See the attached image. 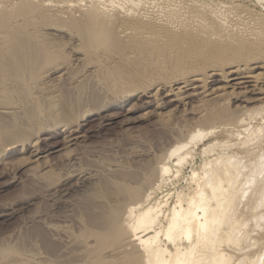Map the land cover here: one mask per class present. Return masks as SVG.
Returning a JSON list of instances; mask_svg holds the SVG:
<instances>
[{
	"label": "rangeland",
	"instance_id": "374dc122",
	"mask_svg": "<svg viewBox=\"0 0 264 264\" xmlns=\"http://www.w3.org/2000/svg\"><path fill=\"white\" fill-rule=\"evenodd\" d=\"M98 1L102 3H99L101 6L97 4ZM125 1H128L127 3L133 1V5H124L127 4ZM130 1H35L43 10L42 18L37 19L36 23L41 25L40 30L42 32H46L43 34L44 39H47V37L49 39L58 37V40L61 39L66 41V43L61 45L58 49L50 46V48H52L48 49V51L53 53L51 55L48 51L44 52L39 48L41 57L38 63L40 65L36 69L39 67V69H41L43 65H54L57 63L61 66V69L52 74L51 77L48 76L52 79L51 82L41 84L43 78L40 79V76H38L37 79L31 82V85L34 87H39L37 93L26 88H24V90H19L21 97L20 100L17 98L19 100L17 101L19 103L21 102L23 106L21 104L20 106L22 108L0 109V114H2V117H0V128H2V124L3 126H8L9 123L12 124L14 122H16V127L19 125V122L27 124L17 127V131H23V133L21 132L15 135V138L21 140L19 142L20 146H18L17 149L7 150L1 143L2 141L10 143L9 140L11 139L2 140L0 138V264H35L32 258L34 252H31L34 246L31 239V234L35 229L33 220L38 215L37 212L39 213L41 211L40 213H42L47 209V203L49 202V200H47V198L49 199L47 193L50 191H54L52 192L54 194L57 193L55 189L60 187L58 184L59 176L61 178V175L69 173L68 171H73L74 168L77 170L79 167H82L83 169L85 168L87 172L96 169L97 173L102 176L101 178L103 179L107 173H109V170L110 172H113V170L118 171V169L126 170L129 168L128 165H130V167L134 166L133 169L129 168L126 171H138L140 167L144 169L147 168L149 164L153 163L151 165L153 168L150 165L148 168L151 167L155 171L150 168V171L146 174L147 177H145L143 180L144 182L140 185L143 186V189L138 186V191L140 192L145 189L148 191L152 190V188L149 189L150 184L152 185L150 187H153L156 183L161 182L158 175L156 176V171L160 166L158 164H160L162 160L164 161L165 156L163 155H166L171 144L178 139H183L182 135L185 137L186 131L189 130L188 128L196 126L194 124L198 122L196 124H200V127L197 126V128L203 129L204 133L200 137L203 141L198 138L197 141L200 140L201 142L198 141V143H196L197 146L210 136L208 135L210 123H202L201 125V119L199 120L200 116L205 114L207 118L208 116L210 117V115H217L221 122H232V117L240 115L244 107L245 109L243 111H246L247 107L248 110L252 111L254 107L258 109L264 105V103L259 105L260 102L253 99L258 98L253 94L255 90L256 92L259 90L264 93V78H262L264 77V0H181V3L177 5L178 7L173 4L170 5L173 8L170 6L169 8L163 6L166 10L162 7L156 8L157 3L160 2H158V0H145L144 2L141 0L144 6H142L143 3L140 0H137L135 4V0ZM149 1L152 2L149 3ZM145 2H148L149 5ZM206 2H209L206 7L209 6L210 8L207 7V11H199L198 9L201 8L200 6ZM119 4L121 6L123 4V8L126 6L128 8L132 5V8L129 7L131 9L126 11H116L118 9L117 6H120ZM152 4L155 5V7H152ZM84 5L85 7H94L97 5L98 8H103L102 10L114 6L113 8L111 7L115 12H113L109 24L111 27L109 28L112 29L110 30L112 34L109 33L112 35L110 36V40L112 38L110 41L111 45L109 44L110 46L107 47L109 49L102 50L96 47L98 51L85 53L77 35L75 39L78 40H69L67 37L68 35L64 32H54L51 29L54 24H58L59 22L68 24L74 19L81 17L82 10L85 8ZM149 6L151 8H149ZM145 7L149 9L147 12H145ZM174 7H176V9ZM115 8L117 9L115 10ZM212 8L214 9L211 10ZM149 11L150 13L154 11L155 14L158 13L157 15H162L164 17L166 15V17H177V19L178 17L182 18L184 15H195L190 18L192 22H187L189 18L183 19L187 24L184 23L181 26L182 28L180 27L178 29L169 28L168 25L163 24L160 19L155 18L153 15L144 17L147 18V20L144 23L145 29L143 31H136V29L130 27L131 21L140 20V18H142L140 14L147 15ZM206 27L209 28L208 31ZM196 28H199L197 34L194 37H190L192 40L188 42V35ZM241 28H245L247 31ZM250 28H254V30H252L253 32ZM63 29L66 30V27L64 26ZM233 29H237L238 32ZM253 34L254 36H251ZM35 38L41 40L43 37L40 38V36H35ZM150 40L157 45H150ZM70 42H72V44H77L76 46L80 48L75 51H70L69 48L72 46ZM100 47L103 48L102 45H100ZM237 63H246L247 67L251 70L250 75L254 74L251 78H248L250 80H247L248 82L243 85H233V88L231 83L235 81H230L228 83V80H224L225 78L220 75L214 77L208 75V77H205L207 73L210 74L213 69L221 68L223 72H226L227 69H230L232 65L234 66V64L236 65ZM258 64L261 65V67H258ZM67 67L68 70L66 69ZM82 68L83 70L80 71ZM86 69L88 70L87 72ZM118 72H120L121 76ZM258 72L261 73L259 76L257 74ZM107 73H109V75ZM42 74L43 73H40L39 75ZM256 74L258 76L257 78H255ZM71 75H77L79 78L76 76L77 78L75 77V80L72 79L73 82L71 80L70 82L67 77ZM199 76L205 77V81H207L204 86L206 87L204 89L205 93L208 94L204 97L205 100H199L201 95H193L186 99H179L175 101L176 103L168 102V104H165L171 97H163L165 92L159 89L162 84L171 80L178 81ZM253 77L257 80L255 81ZM210 78L215 79V81H211ZM98 81H102L101 83H104V85L101 84V86ZM58 87L65 88L64 92H60L62 91L61 89L53 92V90H56ZM130 90H132L131 94L127 93ZM45 91L51 93H46ZM105 91H109L110 94H108L109 92L106 94ZM211 94L215 95L212 96ZM106 95H112L113 98L111 97L109 101H104L107 99ZM13 99L16 100V98ZM49 106H51V108ZM99 106L100 108H98ZM102 106H104V108H102ZM4 110L7 111L5 112ZM34 111L38 114H35ZM87 111H89V113ZM263 112L261 113L264 115ZM32 113L34 116H32ZM28 115L29 120L25 118L27 121L22 120L23 118L21 120L16 118V120H11L17 116L21 118ZM263 115L257 117L259 120L256 118L257 115H254L256 119H251L254 121L248 119L249 121L247 120V122H250L249 124H254V126L255 124L261 125V123L264 122V120H260ZM63 123H68L72 125V128L77 129L76 135L74 134V136H77L79 139L77 138L78 141L76 140L77 143L75 142L76 144H72L73 146L66 143L67 138H65V135L67 134L63 132H61L60 135L56 134V131L59 132L60 129L62 131L65 128L61 127ZM76 125H78V127H76ZM218 125H220V123ZM221 125H223V123H221ZM16 127L13 129L12 127L7 128L15 132ZM41 129H43L41 132L44 133L37 132ZM45 129L48 130L46 131ZM28 134H33L32 137L29 138L30 140L26 139ZM11 136L13 137V135ZM226 138L225 136H219L216 141L225 140L232 143L235 139L229 137L227 140ZM28 141H32L30 145ZM262 143L263 141L261 144ZM254 145L256 146V144ZM7 147L9 146L7 145ZM52 148L53 150H51ZM216 148L219 149V146H216ZM46 154L47 156L45 157ZM132 159L134 161H132ZM158 160H161V162H158ZM51 162L55 163L52 164L53 167L51 166ZM115 164H117V166ZM123 164L125 166H123L124 168L121 167ZM139 164L141 165L139 166ZM55 165L57 168L54 167ZM107 166H110L109 169ZM137 166H139V168ZM58 167L60 169H58ZM113 168H116V170ZM79 169L74 172L75 174L70 172L68 176H71V174L76 175V172L79 173ZM102 169H104V171ZM104 172H107L106 175ZM148 173L151 174L148 176ZM153 173L154 176L152 175ZM150 177L152 180L159 179V182L155 180L153 181L155 183H151ZM154 177L155 179H153ZM75 179L76 178L73 180L71 179L72 181L70 180V183L72 184L73 181L75 182ZM146 181L148 182L145 183ZM106 182L107 180L104 178L102 185H107L106 187H109ZM46 184H49V188ZM50 184H52L53 187H50ZM145 184L148 186H144ZM180 184L181 182L178 183V186ZM87 185L89 186L90 184ZM163 185L166 186V184H162V189L159 188L160 192L156 189L152 190L154 191L153 194L155 193V197L163 195L161 196L162 198L159 196V199H163L165 196L164 194L167 193L168 186L165 188ZM163 187L165 188V193ZM80 189L83 190V188H79V190L75 191L76 193L71 192L72 194H70V197H79L76 194L79 193L78 195H80V193H82ZM107 190H110L109 192L113 190L112 192H114L116 189L114 186H111L107 188ZM186 190L187 189H184V193H186ZM153 194H151L152 198L154 197ZM68 197L69 195L65 198ZM163 200L164 204L169 200L167 202V204H169L171 201V193L168 198L165 196ZM34 213L37 215L35 216ZM41 222L42 221L38 224L42 226V228L45 227L43 224L44 221ZM36 230L35 232L39 231ZM33 249L32 251H34ZM232 257L230 264L236 259L235 255Z\"/></svg>",
	"mask_w": 264,
	"mask_h": 264
},
{
	"label": "bare ground",
	"instance_id": "6f19581e",
	"mask_svg": "<svg viewBox=\"0 0 264 264\" xmlns=\"http://www.w3.org/2000/svg\"><path fill=\"white\" fill-rule=\"evenodd\" d=\"M35 1L37 0H0V109L22 108L20 106L21 102H18L21 97L19 90H24V88H26L37 93L39 87H34L31 85V82L37 79L38 76H40V79L43 78L41 84L51 82L52 79L48 76L51 77L52 74L61 69L58 63L54 65H43L41 69H39L40 67L38 68L39 70L36 69L40 65L38 63L41 57L39 48L47 52L48 49L52 47L56 49L60 48L66 41L61 39L58 40V37H53L51 39L47 37V39H44L43 34L46 32H42L40 30L41 25L36 23L37 19L42 18L43 10ZM136 1L137 0L134 1V4ZM144 1L145 0H143V2ZM180 1L181 0H158L159 3H157L156 8L162 7L166 10L163 6H167L168 8L172 4L177 6L181 3ZM125 2L127 3L128 1ZM151 2L149 1V3ZM99 3L100 1H98V5L102 4ZM132 3L133 1L124 5ZM145 3L148 4V2ZM207 3L209 2L201 5V8L198 10L207 11V7H209H206ZM132 5L129 7L132 8ZM155 5L152 7H155ZM95 6L85 7L84 5L85 8L82 10L81 17L74 19L68 24L59 22L58 24H54L51 29L54 32H64L68 35L67 37L69 40L74 39V41H76L80 39V44L83 46L85 53L98 51L96 47L102 50L109 49L107 47L111 45L110 41L112 40V38L110 40V36H112L110 35L112 34L110 30L112 29H110L111 27L109 24L110 18L113 16V12H115L114 9H112L114 6H111V8L108 5L110 8L108 9L107 7L106 10H102L103 8L99 7L100 10L97 5ZM120 6H117L118 9L115 8V10L126 11L131 9L129 7L127 8V6L125 7L127 9L123 8V4L121 7ZM142 6H144V3ZM147 8L145 7V12L149 10ZM149 8L151 7L149 6ZM174 8L176 9V7ZM213 9L214 8L211 10ZM157 14H155L154 11L153 13L149 11L147 15H142L141 13L140 15L142 18H140V20L131 21L130 27L136 29V31H143L145 29L144 23L147 20V18L144 17L153 15L155 18L160 19L163 24L168 25L169 28L178 29L185 23L183 19H190L195 15H184L183 17L181 15L182 18L178 17L177 19V17H166L167 15L164 17ZM189 19L187 22H192V19ZM187 22L185 24H187ZM64 26L66 30L63 29ZM206 28L208 31L209 28ZM244 29L245 28L242 30ZM198 30L199 28H196L188 35V42L192 40L190 37H194ZM252 30H254V28L251 29V31ZM236 32H238V30ZM76 35L78 39H75ZM35 36L43 38L38 40ZM238 36L240 37L239 34ZM251 36H254V34ZM149 43L150 45H157L151 40ZM70 45H72L70 46L71 48H69L70 51H75L80 48L76 46L77 44H72V42H70ZM100 45H102L104 49L101 48ZM50 46L52 47L50 48ZM48 53L50 55L53 54L49 51ZM245 64H234V66L232 65L226 72H223L221 68L213 69L210 74L207 73L205 77H208V75L211 77L220 75L225 78L224 80L227 79L228 83L230 81H235L231 83L232 86H240L248 82L247 80H250L248 78L254 75H250L251 70L247 67V64ZM258 67H261V65ZM66 69L68 70V67ZM82 70L83 68L80 69V71ZM87 71L86 69V72ZM40 73L43 74L39 75ZM109 73L107 74L109 75ZM118 73L120 75V72ZM257 74L259 76L261 73L258 72ZM257 74L255 78L258 77ZM76 76L77 75H71L67 78H69V81H72V79L75 80ZM203 76L178 81L171 80L162 84L159 89L165 92L163 97H171L165 104H168V102H175L179 99H186L193 95H201V99L199 98V100H205L204 97L208 95L204 90L207 81H205L206 78ZM256 80L257 79H255V81ZM211 81H215V79L212 78ZM101 82L100 85H104V83ZM60 89L62 90L60 92H64L65 88L58 87L56 90H53V92L59 91ZM109 91H105L106 94ZM45 92L51 93L48 91ZM131 92L132 90L127 93L131 94ZM108 94H110V92ZM253 94H255V97H258L253 99L260 102V104L258 103L259 105L264 103V93H262V91L258 90V92H256L255 90ZM106 97L107 99L104 101H109L111 97L113 98L112 95H106ZM13 98H16V100ZM17 98H19V100ZM100 106L98 108H100ZM49 107L51 108V106ZM102 108H104V106H102ZM253 110H248L247 107L246 111H243V113L241 111L240 115L233 116L231 119L233 120L232 122H221L217 115H210V117L208 116L207 118L205 114L202 116L199 115L202 117H199V120L201 119V125L202 123H210L208 127V135L210 136L207 137L203 143L200 145L198 144L199 146L196 145L198 141L202 140L200 137L204 133L203 129L197 128L200 124L197 125L196 123L198 122H196V120V123L194 122L196 126L191 124L194 127L188 128L189 130L186 131L185 137L182 135L183 139L174 140L175 142L169 146L166 155H163L165 156L164 161L162 160L161 162V160H158V162L161 163L158 164L160 166L156 171V176L158 175L161 182L154 177L153 179H155L156 182L158 180L159 183H156L153 187H150L152 186L151 184L149 186V189L159 190V188L162 189V184H166V186H168L167 193H165L164 190L167 188L165 185H163L165 186V188L163 187L165 194L161 193L167 196V198L171 193V201L169 204H167V202L170 199L167 202L165 200L166 203L164 204L163 199H165V196L163 199H159L163 195H159V198L155 197V193L153 194L154 191L149 190L152 191L149 192L145 189L147 187L141 192L138 191V186L142 185L144 182L143 180L147 177V172H149V169L152 167V162V164H149L151 166L150 168H148V165L147 168L144 169L140 167L138 171H126L134 167L128 165L129 168L126 167L128 168H125L126 170L118 169L117 171L116 168H113L116 171L113 170V172H110L109 170V173L104 172L105 175L107 173V177H104L107 180L106 183L109 187H115L116 190L114 192H112L113 190L109 192L110 190H107L109 187H106L107 185H102L104 178H101L102 176L97 173L96 169V171L87 172L85 168L84 170L82 167H79L81 169L77 167L79 173L76 172V175L71 174V176H68L70 172L74 173L78 171V169L75 170L76 168H72L73 171L70 170L68 171L69 173H63L64 175L59 174L62 176L61 178L59 176V181L57 180L60 187L55 189L56 187L54 186L55 192L57 193H52L54 191L47 193V196H49V199L47 198V200H49L46 207L47 209L42 213H40V211V214L37 212L38 215L34 213L35 216L37 215V218L35 217L33 220L35 229L31 234V239L34 243V246H31L32 249L34 248V251L31 249V252H34L32 256L34 259L33 262L35 264H230L233 258L232 256L235 255L236 259L232 264H264V122H262L261 125L255 124V126L247 122L248 119L254 121L251 119H254L256 115V118L263 115L261 112L264 110V105H262L261 108ZM35 112L36 111H34V113ZM87 112L89 113V111ZM0 115V117H2V114ZM32 116H34L33 113ZM15 118L19 120L22 118V120H26L25 118H27L29 120V115L21 118L17 116L11 120H16ZM257 119L259 120V118ZM260 120H264V115ZM15 123L16 122L12 124L9 123L10 126H3L2 124V128H0V138L2 140L11 139L9 140L10 143H6L5 141L1 143L7 150L17 149L18 146H20L19 142L21 140L15 138V135L21 132L23 133V131H17V127L27 125L23 122H19V125L16 127ZM219 123L220 125H218ZM221 123H223V125H221ZM7 127H12V129L16 127V131H11L12 129L8 130ZM61 127L65 128L62 131L61 129L59 132L56 131V134L60 135L61 132H63L67 134L65 135V138H67V141L65 140L66 143L69 145L76 144L78 137L74 136V134L76 135L77 129L72 128V125L68 123H63ZM76 127H78V125H76ZM42 130L43 129L38 130L37 132H41ZM45 130L47 131L48 129ZM11 135H13V137ZM32 135L33 134H28L26 139L28 140ZM219 136H225V138L227 136V140L229 137L235 138V142L234 140L232 143L225 140L216 141ZM198 138L200 140L197 141ZM262 141L263 143L261 144ZM28 142L30 145L32 141ZM254 144H256V146ZM7 145L9 147H7ZM216 146H219V149L216 148ZM53 148L51 150H53ZM132 161L134 160L132 159ZM53 163L51 162V166ZM115 165L117 166V164ZM140 165L141 164H139V166ZM123 166L124 164L121 167ZM139 166L137 167L139 168ZM54 167H56V165ZM109 167L107 166L108 169ZM60 168L58 167V169ZM152 168L151 170L155 171ZM102 170L104 171V169ZM149 174L151 173H148V176ZM152 175L154 176V173ZM74 178H76V183L73 181L74 183L72 182V185L70 182ZM151 180V183L155 181ZM147 182L148 181L145 183ZM179 182H181V184L178 186ZM87 184L90 185L88 186ZM46 185L47 187L49 186V184ZM146 185L147 184L144 186ZM50 187H53V185L50 184ZM140 187L143 189V186ZM79 188H83V190L80 189L82 192L80 195H78L79 193L76 194L79 197H70V194H72L71 192H75L79 190ZM184 189H187L186 193H184ZM151 194L154 195L153 198ZM68 195L70 198H65ZM40 221H44V229L38 224ZM36 229L39 231L35 232Z\"/></svg>",
	"mask_w": 264,
	"mask_h": 264
}]
</instances>
